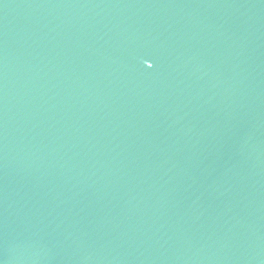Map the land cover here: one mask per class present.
Instances as JSON below:
<instances>
[{
    "label": "water",
    "instance_id": "95a60500",
    "mask_svg": "<svg viewBox=\"0 0 264 264\" xmlns=\"http://www.w3.org/2000/svg\"><path fill=\"white\" fill-rule=\"evenodd\" d=\"M0 264H264V0H0Z\"/></svg>",
    "mask_w": 264,
    "mask_h": 264
}]
</instances>
